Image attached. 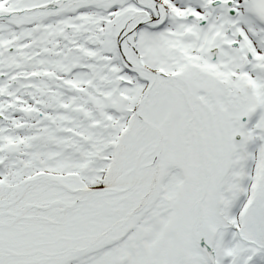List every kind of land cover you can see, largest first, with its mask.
Instances as JSON below:
<instances>
[{"label": "snow or ice", "instance_id": "obj_1", "mask_svg": "<svg viewBox=\"0 0 264 264\" xmlns=\"http://www.w3.org/2000/svg\"><path fill=\"white\" fill-rule=\"evenodd\" d=\"M0 264H264V0H0Z\"/></svg>", "mask_w": 264, "mask_h": 264}]
</instances>
